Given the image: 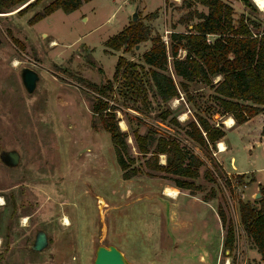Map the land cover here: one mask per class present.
Listing matches in <instances>:
<instances>
[{"label":"rangeland","instance_id":"obj_1","mask_svg":"<svg viewBox=\"0 0 264 264\" xmlns=\"http://www.w3.org/2000/svg\"><path fill=\"white\" fill-rule=\"evenodd\" d=\"M50 1L0 11V154L19 155L15 165L0 158V264H92L98 244L115 245L126 264H263L239 222L238 200L256 198L254 186L246 187L250 176L238 183L236 174L222 167L216 147L205 150L184 139L154 112L124 108L115 112L122 129L129 131L128 118L140 132L150 128L178 137L202 164L193 191L173 186L161 173L123 179L109 134L89 108L92 91L86 82L110 78L118 55L138 60L151 37L167 43L170 31L189 28L195 18L187 22L188 8L181 0H89L29 22ZM223 1L232 6L235 22L242 14L252 31L264 29V0ZM191 7L206 11L199 3ZM133 12L146 39L128 51L107 47L105 40L127 25ZM23 66L38 74L30 92L21 82ZM199 92L208 94L206 88ZM180 98L169 105L183 109L182 122L189 109ZM127 141L134 151L130 136ZM234 156L237 164L246 161L243 149ZM159 161L164 162L162 154ZM219 209L234 227L230 249L223 246ZM38 229L48 244L33 250Z\"/></svg>","mask_w":264,"mask_h":264},{"label":"trees","instance_id":"obj_2","mask_svg":"<svg viewBox=\"0 0 264 264\" xmlns=\"http://www.w3.org/2000/svg\"><path fill=\"white\" fill-rule=\"evenodd\" d=\"M38 1L0 0V11L25 2L24 7H29ZM86 1L89 0H52L29 22H36L55 9L70 12ZM242 2L249 5L248 0ZM194 3L205 6L206 11L192 8ZM181 6L188 8L187 22L195 18L190 28L170 31L167 43L159 35L151 37V45L140 53L138 60L118 55L111 77L101 83L87 81L86 87L92 91L91 113L109 134L123 179L142 173H161L162 177L171 179L173 186L193 191L197 187L193 180L199 174L202 160L178 137L159 134L150 128L140 132L128 118L125 125L129 131L122 129L115 112L124 108L154 112L157 120L179 129L184 139L213 150L225 134L222 122L225 116L240 124L257 113L264 115V29L252 31L242 14L235 22L232 6L223 0H181ZM145 39L146 28L137 19L110 35L105 45L128 51ZM179 49L183 50L181 56ZM203 88L208 90L205 97L199 92ZM179 97L189 109L188 117L182 122L178 114L183 109L175 111L169 105L171 99ZM161 154L164 162L159 161ZM235 177L241 183L243 174ZM251 181L252 177L248 183ZM257 192L259 196L252 202L239 199L237 204L240 225L264 264V185L258 183ZM217 213L225 230L223 246L230 249L234 227L221 209Z\"/></svg>","mask_w":264,"mask_h":264},{"label":"crops","instance_id":"obj_3","mask_svg":"<svg viewBox=\"0 0 264 264\" xmlns=\"http://www.w3.org/2000/svg\"><path fill=\"white\" fill-rule=\"evenodd\" d=\"M263 128L264 115L262 113H257L240 124H234L233 120L230 126H224L225 134L219 139L225 147L215 151V155L225 170L236 175L243 174L252 177L253 181L249 182L246 187L254 186L256 190L258 183L264 185ZM216 146H218L217 142ZM238 149L246 151V161L237 164L234 153ZM259 173L261 174L258 175ZM261 262L263 263L262 260Z\"/></svg>","mask_w":264,"mask_h":264},{"label":"water","instance_id":"obj_4","mask_svg":"<svg viewBox=\"0 0 264 264\" xmlns=\"http://www.w3.org/2000/svg\"><path fill=\"white\" fill-rule=\"evenodd\" d=\"M136 13L133 12L132 20H135ZM191 25H189V28ZM20 78L24 88L30 92L34 89L36 80L38 79L37 72L27 66L20 69ZM3 162L10 165H15L18 162L19 155L15 150H4L0 154ZM259 196V192L255 193V197ZM48 244L46 233L42 229H38L30 244L33 250H41ZM126 258L123 253L113 244L102 245L98 244L94 251V258L92 264H126Z\"/></svg>","mask_w":264,"mask_h":264},{"label":"bare ground","instance_id":"obj_5","mask_svg":"<svg viewBox=\"0 0 264 264\" xmlns=\"http://www.w3.org/2000/svg\"><path fill=\"white\" fill-rule=\"evenodd\" d=\"M51 44H55V41H51ZM18 63V61L16 59L13 60V64L16 65ZM185 118V113H182L180 119H183ZM223 122L225 123L226 126H230L232 123H233V118L231 116H226L223 120ZM217 145L220 149H223V143L221 140L217 141ZM61 222L62 224L64 225H67L69 224V218L64 215L62 218H61Z\"/></svg>","mask_w":264,"mask_h":264},{"label":"built area","instance_id":"obj_6","mask_svg":"<svg viewBox=\"0 0 264 264\" xmlns=\"http://www.w3.org/2000/svg\"><path fill=\"white\" fill-rule=\"evenodd\" d=\"M164 42H165V40H164ZM216 149H217V150L219 149L218 146H216Z\"/></svg>","mask_w":264,"mask_h":264}]
</instances>
